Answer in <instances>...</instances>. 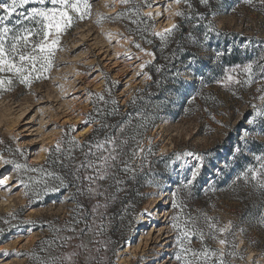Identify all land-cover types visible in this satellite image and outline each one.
I'll return each mask as SVG.
<instances>
[{
  "label": "rangeland",
  "instance_id": "obj_1",
  "mask_svg": "<svg viewBox=\"0 0 264 264\" xmlns=\"http://www.w3.org/2000/svg\"><path fill=\"white\" fill-rule=\"evenodd\" d=\"M90 2L91 14L84 19L77 18L73 26L61 34L60 46L43 80L20 84L14 79L11 88L6 85L3 93L0 89V156L21 164H41L49 154L41 149L52 147L57 140H61L62 150H71L74 154L73 148L69 149V140L75 137L81 142L92 130L94 124L84 121L91 116L94 104L101 101L96 94L124 106L130 99L138 97L150 81L137 73L149 74V64L143 70L140 65L153 61L155 57L146 55L135 45L139 44L150 52L153 50L138 40L134 31L137 28L144 30L149 24L152 32L168 27L170 18L165 11L168 5L172 11L189 12L182 0L179 4L175 0H155L153 7L142 6L141 12H160L161 15L143 18L144 23L137 25L131 22L126 12L130 6L114 0ZM118 12L124 15L117 17ZM180 18L173 16L171 21L177 23ZM209 20L215 28L232 38L234 47L241 48L250 40L249 51L259 48L262 49L261 55L264 54V11L260 10L258 3L253 7L245 0H225L211 13ZM197 53L205 61V67L212 64V52L204 48ZM191 68L192 65H187L179 72L186 98L181 102L170 99L160 107L156 112L158 121L134 145V149H144L145 159L142 160L137 151L129 164L137 174L145 171L148 176V186L136 193L135 203H126L127 196L122 199V194L128 191L127 185L122 184L120 187L126 191L117 193V199L109 204V218L105 220L103 235H95L94 229L81 234L79 230L84 229L85 224L74 223L73 219L77 205L72 198L77 197V188L57 200L39 203L33 197L42 198L37 193L43 185L36 190L30 186L26 195L25 188L16 185L13 179L10 181L11 192L0 188V227L5 229L0 233V264H31L32 253L44 246L48 247V255L43 260H51L53 264H179L174 259L176 233L171 227V217L179 211L172 207L174 191H178L179 199L187 205L185 213L200 216V227L205 230L207 245L213 249L225 248L227 264H264L263 253L254 249L241 231L243 228L251 241L264 238L263 231L241 224L238 214L246 203L242 197L222 186L224 189L215 188V191L196 199L188 190L179 188L181 181L190 175V169L174 171L178 164L164 167L165 162L159 160L154 161V169L152 167V161L161 156H167L171 161L175 153L185 151L203 155L204 168L198 181L205 188L215 183V169L226 166L231 149L245 129L253 134L251 138L260 139L258 132H252L253 125L247 123L253 114L252 105L261 103L255 98L256 85L228 90L216 84L213 75L209 78L213 80L211 84H202L201 79L205 78L207 71L197 70L193 77H189ZM88 93L93 95L90 97ZM18 147L24 149L23 155L15 151ZM189 160L195 166V161ZM7 174L16 175L11 165L0 169V178ZM21 176L28 182L29 177H38V172L21 170ZM129 176L123 173L117 178L125 180ZM103 183L107 185L114 181ZM85 202L91 223L90 210L95 200L87 198ZM144 209H148L151 215H142ZM9 213H14L15 219L9 217ZM201 214L215 217L219 226L227 225L229 221L236 225L235 232L227 237L230 245L221 246L217 239L208 236ZM3 219H9L17 227L8 230ZM73 228L77 231H71ZM66 237L72 239L66 240ZM219 238L223 236L219 235ZM97 241L107 242V250ZM191 246L195 249L201 247L198 237L192 238ZM74 252L77 255L67 259ZM89 256L95 259H86ZM101 257L104 259L100 260Z\"/></svg>",
  "mask_w": 264,
  "mask_h": 264
},
{
  "label": "snow or ice",
  "instance_id": "obj_2",
  "mask_svg": "<svg viewBox=\"0 0 264 264\" xmlns=\"http://www.w3.org/2000/svg\"><path fill=\"white\" fill-rule=\"evenodd\" d=\"M114 2L130 6L126 9V12L133 24L139 25L144 23L143 18L161 15L160 12H141L142 6L148 8L153 7L155 0H114ZM182 2L187 6L189 12L185 13L179 9L172 11L171 5H168L165 11L169 13V26L161 31L152 33V35L159 37L162 43L166 44L180 28V24L171 21V17H181L183 20L195 19L196 23L190 25L189 36H192L191 29L198 28L200 22L205 18L203 12L194 10L192 0H182ZM175 3H181V0H175ZM245 3L253 7L258 3L260 10L264 11V0H245ZM199 4L205 6L208 11L212 10L211 0H199ZM28 5L35 6L27 7ZM105 6L107 7L108 5L106 4ZM91 7L90 0H0V89H3L5 85L11 88L14 79H18L22 84H29L33 79H40L52 66L55 51L60 46L61 34L72 27L77 18L84 19L89 16L91 14ZM122 15L124 13H116L117 17ZM103 18V15H101V19ZM97 22L99 23V21ZM205 29L202 40L199 38L194 39V42L200 44L201 47H205L210 42L211 33L220 35L219 30L211 22L205 26ZM144 30L147 31V29ZM147 42L151 43V41ZM250 43L251 41L249 40L246 44L241 45V51L243 53H248ZM135 47L146 55L155 57L154 52L147 51L141 45L136 44ZM180 50L183 51V49ZM232 52L233 49L231 46L227 49H217L212 56L213 63H222L223 57L225 55H231ZM174 56L175 53H173ZM194 60L195 57L189 63L191 64ZM150 63H152L151 60L142 63L140 65L141 70ZM156 71L159 73L161 68L157 66ZM140 74H143L146 79H151V76L147 72L137 73V75ZM201 83H203V79H201ZM215 83L228 90L248 88L255 84V91L257 93L255 98L261 101V103L259 105H252L253 114L249 116L247 123L248 125H255L257 123V117L264 118V54L242 63L224 65L222 75L215 80ZM88 95L91 97L93 94L88 93ZM96 95L99 100L104 101L102 94ZM96 111L99 113L100 109H96ZM115 111L114 109L113 112ZM107 114L110 115L112 113ZM91 122V116L84 121V123ZM109 127L112 126L101 122L99 127L92 129V131L99 132L101 129ZM72 129H75V125L72 126ZM120 132L121 134L123 133L122 126H120ZM252 135L248 129H245L238 136L236 145L231 149L229 159H232L235 155H246L251 151L249 142ZM85 143L87 144L88 150L83 152V159L73 163L69 175H71L73 182H80L81 186L77 188V193L86 194L89 199L95 200V203L90 210V215L92 216L91 223L88 221V210L85 209L83 204L79 203L76 207L80 210V216L74 223L83 222L85 224V228L79 230L81 234L94 229L95 235L100 236L106 230L105 220L109 218L107 213L109 204L117 199V193L126 191V189L120 187L126 181L117 178V173L123 171L124 173L130 174V177L134 179L136 169L124 158L123 146L127 143L126 140H118L115 135L106 132L102 139H96L95 142L87 141ZM69 144L73 148L83 149L84 147L75 137L69 140ZM61 150V140H57L52 147L41 149V151L46 153H52L53 151L60 153ZM15 151L21 155L24 153V149L19 147ZM137 151L141 153L142 160L145 159L143 157V148L133 150L131 155L134 157ZM252 155L255 163L247 164L239 176L236 177V180L238 181L242 178L246 184L252 183L257 190L264 192V152H253ZM69 158L75 159L71 155V150H69ZM189 158L195 161V166H193ZM203 161V155L191 151L174 154V159L169 162V167L178 164L179 167L174 169V171L179 172L190 169L188 178L181 181V185L179 186L180 190L186 189L189 195H191V188L201 176L204 168ZM56 162L53 161V163ZM227 162L225 163L227 164ZM60 163L62 167H67L64 161H60ZM9 165L12 166L13 172L16 173L15 177L7 174L3 178H0V188L9 192L12 191L10 181L13 179H15L16 185H22L25 188L26 195L28 194L27 189L30 186L43 185L42 191L44 192H58L61 187L67 186L66 178L63 175H58L55 171H47L42 167H32L27 164H21L15 159L0 156V169ZM141 167H143L142 164ZM21 170L33 173L40 172L42 175L39 177H29V181H31L30 185L22 178ZM82 170L85 173L83 176L80 175ZM220 172L221 169L216 168L213 175L219 176ZM49 177L58 181V185L49 187L47 182ZM109 180H114V183L107 185L103 183ZM84 182H87L86 186ZM210 190L215 191L216 189L213 186ZM100 198H103V200ZM172 207L179 210L171 217V227L176 233L174 240L177 252L174 259L179 264H227L224 259L226 254L225 248L213 249L207 245L205 241V230L200 227V216L185 213L184 209L187 205L182 199H179L178 191L173 192ZM8 215L12 219H15L14 213H9ZM142 215H151V213L148 209H144ZM201 215L203 216L204 225L208 230V236L212 239H217L221 246L230 245L231 242L227 237L233 227L232 222L229 221L227 225L219 226L215 217L207 216V214ZM2 222L8 226V230L17 227L9 219H3ZM28 223L31 222L29 221ZM259 223L264 226V212L259 217ZM4 231L5 229L0 227V233ZM56 231H59V229H56ZM71 231L75 232L77 230L73 228ZM218 234L222 235L223 238H219ZM193 237L199 238L201 243L199 249L191 246ZM64 239L71 240L72 237H66ZM44 243L49 242L44 241ZM97 243L102 244L104 249L107 250V242L97 241ZM80 247L86 246L80 245ZM41 250L43 251V249ZM4 251L7 252V250ZM96 251L99 252L100 249L97 248ZM228 254L234 255L235 253ZM75 255L77 253L74 252L67 259L71 260ZM86 259L95 258L89 256ZM103 259V257L100 258V260ZM39 264H53V261L40 260Z\"/></svg>",
  "mask_w": 264,
  "mask_h": 264
},
{
  "label": "trees",
  "instance_id": "obj_3",
  "mask_svg": "<svg viewBox=\"0 0 264 264\" xmlns=\"http://www.w3.org/2000/svg\"><path fill=\"white\" fill-rule=\"evenodd\" d=\"M223 1L225 0H211L212 10L208 11L205 6L199 4V0H192L194 10L203 12L205 15L204 20L200 22V26L198 28L191 29L192 36H189L188 32L190 31V25L196 23L195 19L183 20L180 18V20L177 21V23L180 24V28L166 44L162 43L159 37L157 38L152 35L153 32L151 31L150 24L148 25L149 27L145 28L147 31L141 30L139 28L134 31L136 38L142 41L143 44L151 47L155 53L154 60L148 65V72L151 76L150 81L145 85L138 97L130 99L124 106L120 105L118 102L107 100L96 102L94 104V109L91 113V123L94 124L92 129L98 128L101 122L112 127L101 129L99 132H93L91 130L90 133L80 142L84 145L83 149L73 148L71 145L69 149L73 148L74 154L71 155L75 158L74 160L69 158V152L67 149H65L61 150L60 153H49L45 161L41 164L29 165L32 167H42L47 171H55L58 175H63L66 178L67 186L61 187L60 191L58 192H44L42 191L43 186H34L35 190L40 187L37 194H40L42 197L41 199H36L33 197L35 201L39 203H47L50 200H57L56 198H60L62 195L68 193L72 189L80 187V182H73L71 175H69L71 167L73 163L79 162L81 159H83V152L88 150L87 144L85 142H95L96 139H102L106 132L115 135L118 140L127 141V143L123 146V151L125 153L124 158L129 162L133 157L131 153L133 150H135L134 145L140 141L144 134H146L158 121L156 116L158 109L160 107H164L166 102L170 99H173L175 102H181L186 98L184 95V87L181 88V86H183V78L180 76V69L185 68L187 65H192V71L190 72L191 75L189 77H193L194 72L197 70L202 72L207 71L205 78L202 79L203 83L207 82L209 85L211 84V81H213L209 80L212 75L215 79H218L222 75L224 65L242 63L246 60L254 59L261 55L262 49L259 48L253 50V52L248 51L247 54L243 53L241 48H236L232 45V38H229L226 36L228 34H224L220 30V35H217L216 33L210 34V42L205 47H201L200 44L194 42L195 38H199L200 40L203 39V33L206 30L205 26L211 22L209 20L211 13L215 9L219 8ZM31 6L35 5H28L27 7ZM9 23H11V21H9ZM147 41H151V43H148ZM229 46H231L233 49L231 55H225L223 57L222 63L217 64L212 62V64L208 65L207 67L204 66L205 61L201 59L197 53V50L206 48L208 52L210 51L212 54H214L217 49H227ZM180 49H183V51ZM173 53H175L174 57ZM193 57H195V60L190 64L189 62L193 61ZM157 66L161 68L159 73L156 71ZM44 74H46V72ZM44 78L45 76L43 75L40 79H33L31 82H38ZM157 81H159V83H157ZM4 88L3 90L1 89V93L4 92ZM96 109H100V112L98 113ZM114 109L116 110L115 112H113ZM107 113L112 114L109 115ZM120 126L123 127L122 134L120 132ZM251 129L252 132H258L260 138L259 140L256 138L250 139L249 148L251 151L246 155H235L232 157V159H227L226 161L228 162L227 164L225 163L226 166L224 168H220L221 174L217 177L215 176L214 184L202 188L199 181L197 180L191 188V195L193 198L200 199L204 194L212 192L210 189L213 186L217 189L224 187L231 193H236L242 198L245 195H249L251 198L249 196L246 199L241 198V200L246 203L244 204L241 212L238 214L239 220L242 225H250L264 232V226L259 223V217L261 213L264 212V192L257 190L252 183L246 184L242 178L238 181L236 180V177L239 176L247 164L255 163L252 153L264 152V118H258L257 123L253 125ZM167 159V156H161L159 159L155 158L151 163L153 165V169L155 166L153 162H158V160L160 162H165L163 164L164 167H169L168 165L170 161ZM53 161L57 162L53 163ZM60 161H64L67 167H62ZM123 173V171H120L117 173V176L121 177ZM84 174L85 173L82 170L80 175L83 176ZM41 175L42 173L38 172V177ZM147 180L148 176L146 175L145 171L140 174L136 173L134 179H132L130 176L127 177L125 179V184L128 187V191L126 194H122V199L127 196L126 203H135L136 193L142 192L143 189L148 186ZM109 181L113 182L114 180ZM28 182L31 183L29 180ZM47 182L49 187L58 185L59 183L51 177L47 179ZM84 185L86 186L87 182H84ZM252 194H254L253 199ZM76 196V198H72V202H75L76 205L78 203L83 204L85 208L88 209L85 202L88 198L86 194H78L76 192ZM78 211L79 209H76V214L73 217L74 220L79 219L80 214ZM78 224L84 225L83 222ZM116 227L118 228V225H116ZM236 229L237 227L234 225L230 233H234ZM242 230L243 237L250 242L254 249H257L263 253L264 256V238L258 237L257 240L251 241L245 236V230L243 228ZM41 249H43V251ZM46 255H48V247H40L38 250L32 253L31 264H39V261L43 260ZM37 257H39V259H37Z\"/></svg>",
  "mask_w": 264,
  "mask_h": 264
}]
</instances>
